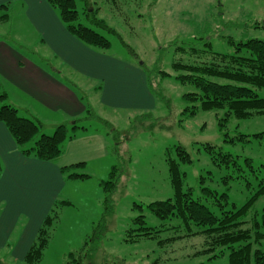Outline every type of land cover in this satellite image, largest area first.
Masks as SVG:
<instances>
[{"label":"rangeland","instance_id":"374dc122","mask_svg":"<svg viewBox=\"0 0 264 264\" xmlns=\"http://www.w3.org/2000/svg\"><path fill=\"white\" fill-rule=\"evenodd\" d=\"M76 3L81 14L79 23L111 43L110 49L92 50L142 70L155 103L152 107H107L102 99L107 80L74 74L66 64L67 69L61 70L62 80L81 98L86 108L82 115L66 121L62 116L59 122L52 114L55 112H45L39 102H26L27 108L21 105L19 115L41 122L43 134L52 135L56 128L45 125L43 119L69 125L70 129L78 121L79 128L99 129L110 144L107 159L104 156L94 159L97 154L92 150L98 149L90 139L74 147L80 149V145H85L92 149H88L92 154L86 156L89 163L76 170L91 178L66 181L56 199L58 220L38 264H65L70 253L81 250V264H229V250L217 248L206 252L209 248L204 236L187 235L201 229L194 225L190 230L182 226L170 228L176 223L159 220L148 205L173 197L166 153L170 150L171 156L178 159L175 149L178 146L192 160L190 164L179 161L180 171L185 174L184 188L192 189L195 197L206 198L203 203L214 212L218 207L212 202H218V195L207 196L203 187L218 194L227 193L230 205L226 209L232 205L241 208L258 189L264 170V138L258 137L264 134V115L236 119L226 117L225 110H202L199 99L187 96L197 89L179 79L188 72L175 68L174 64H203L209 62L210 52L248 55L240 44L252 39L264 42V0H76ZM28 9V1L14 0L9 12L3 11L11 20L8 26L0 27L4 33L1 37L28 59L51 70V66L65 65L66 59L50 44L51 38L30 20ZM90 10H97V18L104 21L106 28L85 14ZM255 92L264 99V89ZM208 146L214 148V154ZM218 152L230 154L231 160L226 162ZM113 166H117L119 173L116 187L106 193L101 181L110 180ZM263 210L264 196L251 207L245 219L249 222L246 228L254 218H261ZM140 215L146 218L148 227L161 233L156 238L126 242L133 219ZM16 242L14 234L0 247V260L6 264H17L13 256Z\"/></svg>","mask_w":264,"mask_h":264},{"label":"trees","instance_id":"16d2710c","mask_svg":"<svg viewBox=\"0 0 264 264\" xmlns=\"http://www.w3.org/2000/svg\"><path fill=\"white\" fill-rule=\"evenodd\" d=\"M48 3L57 11L66 29L83 44L92 49H110L111 43L105 36L79 23L81 14L77 9L76 0H48ZM96 11L90 10L85 14H90L95 24L106 28L104 21L97 18ZM240 47L245 48L248 55H239L238 52L233 55L210 52L208 53L211 56L209 62L198 65L174 64L175 68L188 72L179 79L183 84H191L197 89V92L187 96L193 97V100L199 99L202 110H225L226 117L236 119L264 115V99L255 92V89H264V42L252 39L240 44ZM240 47L238 51L241 50ZM7 102L8 93L0 80V123L7 127L18 150L28 158L41 162H56L63 154L64 144L74 138L71 134L79 129L78 121L74 122L71 129L69 125H59L52 135H46L42 133L41 122L21 117L19 109ZM89 114L88 117L91 118L90 111ZM258 137L264 138V134H259ZM32 142H34L33 146L30 145ZM175 149L178 159L171 156L170 150L166 153L169 178L174 191L173 197L166 201L149 204L148 209L159 220L176 223L170 228L180 229L182 226L190 230V226L194 225L201 229L199 232H189L187 235L204 236L209 248L206 252L217 248L229 250V264H264V210L261 218H254L248 228L246 226L249 222L245 220L253 204L264 196V170H260L258 189L241 208L232 205L230 209H226L230 205L227 193L218 194L217 191L203 187L202 192L207 196L215 198L218 195L217 203L211 201L218 207V210L214 212L203 203L202 200L206 198L195 197L192 189L184 188L185 174L180 171V164H190L192 160L184 148L178 146ZM208 150L215 153L211 146H208ZM218 153L225 158L226 162L232 158L230 154ZM80 165L82 164L64 167L61 172L67 180L91 178L89 175L76 172V168L78 169ZM257 171L253 169V172ZM118 175L117 166H113L110 180L101 181L106 193L115 189ZM57 203V201L54 202L39 228L36 239L24 258L25 264H38L42 260L58 220ZM60 203L70 205L69 202ZM159 233L161 230L148 227L146 218L140 215L133 219L126 242L133 243L139 239L156 238ZM82 258V250L70 253L65 264H81ZM0 264L6 263L0 260Z\"/></svg>","mask_w":264,"mask_h":264},{"label":"crops","instance_id":"0c3cea01","mask_svg":"<svg viewBox=\"0 0 264 264\" xmlns=\"http://www.w3.org/2000/svg\"><path fill=\"white\" fill-rule=\"evenodd\" d=\"M13 1L0 0L1 28L10 23V16L2 13L4 10L9 12ZM26 1L29 2L27 14L32 23L51 38L50 44L57 48L67 62L58 67L51 66L52 71L25 57L17 47L1 37L4 33L0 31V79L7 87L11 105L21 109L22 104L27 108L26 102H39L45 112L54 111L52 114L58 117L56 120L59 122L62 116L66 121L82 115L86 110L85 105L77 92L62 80L64 73L61 70H66L67 64L74 74H87L107 80L102 96L107 107L154 106L155 99L142 70L103 56L83 44L66 29L48 0ZM69 74L70 77L73 76ZM43 120L45 125L50 124L56 128L60 124ZM71 135L74 138L64 144L63 154L56 162H41L22 155L7 127L0 123V247L6 245L15 234L17 242L13 256L17 264L24 263L39 228L66 186L67 179L61 169L79 164L82 165L78 169L83 168L89 163L86 156L92 154V151L97 154L94 159L98 156L107 159L110 155L109 139L99 129L80 127ZM88 139L96 142L98 150L85 145L74 149L80 141ZM21 221L22 224L19 225Z\"/></svg>","mask_w":264,"mask_h":264}]
</instances>
